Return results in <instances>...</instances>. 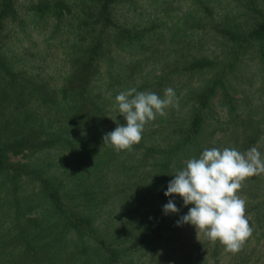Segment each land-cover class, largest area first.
<instances>
[{"label":"rangeland","instance_id":"rangeland-1","mask_svg":"<svg viewBox=\"0 0 264 264\" xmlns=\"http://www.w3.org/2000/svg\"><path fill=\"white\" fill-rule=\"evenodd\" d=\"M13 1L0 29V264H107L105 248L124 264H264V174L239 193L254 232L237 253L177 226L192 205L164 195L206 148L264 154V0ZM133 87H172L180 106L116 152L102 137L126 124L115 97Z\"/></svg>","mask_w":264,"mask_h":264},{"label":"clouds","instance_id":"clouds-1","mask_svg":"<svg viewBox=\"0 0 264 264\" xmlns=\"http://www.w3.org/2000/svg\"><path fill=\"white\" fill-rule=\"evenodd\" d=\"M115 100L126 124L117 123L113 131L104 134L102 142L116 152L131 153L142 141L146 125L157 116H166L169 107L180 106L172 87L164 89L163 97L133 87L121 91ZM184 165L172 175L174 179L164 193L166 197L179 196L185 207L192 205L177 226H193L197 239L203 236L213 244L218 241L226 252L241 251L254 228L246 215V198L239 193L248 178L264 174V154L256 146L246 152L212 147L204 149L198 158L187 159ZM163 212L177 214L179 209L169 200Z\"/></svg>","mask_w":264,"mask_h":264},{"label":"trees","instance_id":"trees-1","mask_svg":"<svg viewBox=\"0 0 264 264\" xmlns=\"http://www.w3.org/2000/svg\"><path fill=\"white\" fill-rule=\"evenodd\" d=\"M14 1L13 0H4V4H3V9L2 11H0V29L2 27V23H1V18H4L7 13L10 11V9L13 7ZM197 22H200L201 24L204 22L203 18H199L197 20ZM201 26V25H200ZM264 33V23L260 24L259 27L255 30V34H262ZM99 47L95 46L92 50L93 53L97 54V49ZM202 119H201V115H198L193 123V129L195 128V131H198L200 129V127H202ZM196 133V132H195ZM197 134V133H196ZM5 152H6V147L5 145H0V168L3 167V169L6 167V165L4 166V160L5 159ZM84 164H85V159L82 157H74L72 161L65 163V165H69L72 166L70 169L72 170V173L74 175H76L77 173L83 172L84 170ZM101 164L103 166H107V164H109L106 161L101 162ZM38 173V172H36ZM16 177V176H15ZM70 178V177H68ZM68 185V183H67ZM44 190H48L49 196L52 198L53 202L56 204L57 208H59L63 213L66 214L67 218H68V223L72 224L74 226H79L81 225V221L79 219H77V217L75 215H73L70 211H69V216L67 215L66 211H65V193L63 192V194H60L57 189L55 188L54 184H50V182L48 184H46L44 186ZM149 213V212H148ZM155 216H157V214H155ZM84 220H82L83 222ZM88 223H90V221H87ZM91 227H94L93 225H90ZM168 242L170 239H166ZM143 243V242H142ZM106 251L104 250L103 252L106 258V262L107 264H124L125 262H121V260L119 259V255H120V251L118 249H114V248H105ZM138 249H139V245H138ZM104 260V258H103Z\"/></svg>","mask_w":264,"mask_h":264}]
</instances>
